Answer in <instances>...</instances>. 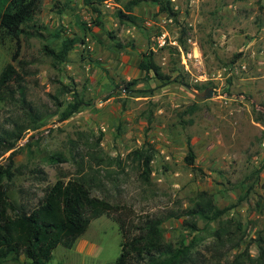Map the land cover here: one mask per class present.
Returning a JSON list of instances; mask_svg holds the SVG:
<instances>
[{
    "label": "rangeland",
    "instance_id": "obj_1",
    "mask_svg": "<svg viewBox=\"0 0 264 264\" xmlns=\"http://www.w3.org/2000/svg\"><path fill=\"white\" fill-rule=\"evenodd\" d=\"M92 1L97 12L82 0H39L18 36L11 63L21 86L0 100V141L22 129L11 150L0 145L3 167L14 151L3 180L8 213L30 210L56 179L84 175L90 194L119 205L124 221L164 218L162 241L187 248L181 264H264V0H159L169 1L173 18L151 1ZM117 9L130 22L118 21ZM104 30L127 46L113 49ZM60 38L75 43L57 63L44 47L58 48ZM15 48L12 38L0 42V68ZM148 52L163 80L137 68ZM71 89L91 105L59 121L58 103L70 101ZM149 145L144 181L126 155ZM200 190L227 212L213 221L186 215ZM119 242L116 223L101 215L47 263L113 264ZM22 262L19 255L1 264Z\"/></svg>",
    "mask_w": 264,
    "mask_h": 264
},
{
    "label": "trees",
    "instance_id": "obj_2",
    "mask_svg": "<svg viewBox=\"0 0 264 264\" xmlns=\"http://www.w3.org/2000/svg\"><path fill=\"white\" fill-rule=\"evenodd\" d=\"M38 1L0 0V42L5 37H9L14 39L16 44L10 62L4 63L0 68V100L12 96L16 89H20L22 77L11 62L18 54V36L23 32V25L31 19ZM141 1L155 2L168 17H174L169 1L163 4L159 0H130L128 8ZM82 2L97 12L92 0H82ZM116 17L118 21L130 22L129 15L119 9L116 10ZM93 25L103 30L100 19L94 21ZM104 33L112 39L113 49L119 50L127 46V43L122 44L115 40L108 31L104 30ZM74 43L73 38H60L58 48H44L54 62L62 63ZM136 66L144 76L151 74L157 80L165 78L159 66L153 61L151 52L141 53ZM135 81L136 79H131L124 82L122 91L130 92L129 86ZM70 98V101L58 103L57 119L59 121L91 105L90 101L84 100L73 89L70 90ZM193 110V106H188L186 113H191ZM190 122L191 120L187 121V123ZM10 134V141L6 143L0 141L3 151L14 147L15 141L22 137V129L18 128ZM99 139L100 137L96 138V145ZM13 153L14 151H10L8 154L4 167L0 165V264L9 256L17 261L19 255L28 261L20 264H48L52 249L57 245L71 248L74 241L87 229L90 221L101 215L116 223L120 236L119 253L113 264H181L186 258L187 248L173 247L162 241L160 224L164 218L146 217L138 224L124 221L119 215V205L90 194L88 181L84 179V175L65 181L56 179L44 188L39 201L30 210L25 211L20 207L13 209L12 215L9 214L8 210L11 208H9L3 180L8 181L12 176L10 168ZM153 155L154 150L150 145L135 148L126 155V158L135 160L139 164V174L144 181H147ZM53 158L61 160L57 156ZM193 158L191 145L187 143L184 161L191 166ZM227 210V207H218L206 191L200 190L191 200L190 206L185 209V214L204 221H213L225 214ZM176 216L178 215L174 213L167 215V217ZM187 225L193 229L195 223L190 221ZM219 230L218 227L216 233Z\"/></svg>",
    "mask_w": 264,
    "mask_h": 264
},
{
    "label": "water",
    "instance_id": "obj_3",
    "mask_svg": "<svg viewBox=\"0 0 264 264\" xmlns=\"http://www.w3.org/2000/svg\"><path fill=\"white\" fill-rule=\"evenodd\" d=\"M210 96V91L206 90L203 94L202 97H209Z\"/></svg>",
    "mask_w": 264,
    "mask_h": 264
}]
</instances>
